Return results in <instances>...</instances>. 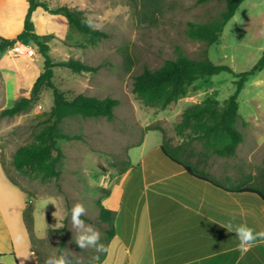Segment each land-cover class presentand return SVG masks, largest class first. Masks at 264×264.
Wrapping results in <instances>:
<instances>
[{
    "label": "rangeland",
    "instance_id": "374dc122",
    "mask_svg": "<svg viewBox=\"0 0 264 264\" xmlns=\"http://www.w3.org/2000/svg\"><path fill=\"white\" fill-rule=\"evenodd\" d=\"M49 2L79 11L88 18L91 27L107 35L100 41H92L76 31L64 15L48 14L50 26L55 27L57 35H51L49 41L51 59L54 62L75 59L97 68L95 72L75 73L57 66L53 69L52 79L55 87L69 99L84 94L111 97L119 104L112 121L104 117H77L64 121V131L79 138L58 141L64 154L59 165L61 176L49 180H42L30 171L18 172L13 157L18 148L31 144L34 134L43 128L45 115L53 104L52 89L42 88L38 100L28 110L14 117L0 116V209L9 218L10 213H18L26 206L25 216H33L36 230L43 232L48 214L55 215L56 209L51 203L70 210L80 202L87 208L82 219L85 223L94 220L93 225L102 233L105 244L101 223L96 222L99 200L108 196L110 188L112 195L105 204L113 207L118 202L120 179L116 182L114 179L121 175L120 169L128 161L134 175L125 198L131 201L150 195V191L144 188L140 162L144 159V165L149 167L165 165L160 145L165 140L172 145L179 136L177 125L183 112L207 98L217 99L222 104L235 91V74L251 70L262 56L264 37L260 33L264 29V0L244 1L224 28L219 43L211 46L191 39L188 23H207L217 18L225 9L224 0ZM35 23L40 33L41 26L46 24L40 18ZM28 43L36 52L33 58L15 54L12 47L6 52L8 56L0 60L4 69V74H0V112L20 98L28 97L39 76L36 70L40 68L39 74L43 71V56L32 41ZM177 47L192 59H200L207 50L214 64L227 65L234 73L222 72L196 80L185 86L177 102L165 110L144 105L132 91L134 77L144 66L158 69L174 59ZM20 57L25 60L18 64L14 59ZM34 75H37L35 80L28 83ZM238 103L239 128L246 136L247 144L241 148L237 161L243 165L242 160L248 159L245 151L250 152L251 160L244 166L255 172L251 175H254L253 183L258 186L264 184L258 171L264 166V138H259L264 137V69L249 77L238 96ZM149 128L156 130L149 131ZM148 156L149 163L145 161ZM51 223L55 226L58 222ZM64 227L65 239L71 238L78 255L68 244L63 253L70 260L77 255L82 264L83 258L89 257L93 249H80L75 243L76 233L70 231V216L64 220ZM61 237L49 234L43 241L47 258L58 255Z\"/></svg>",
    "mask_w": 264,
    "mask_h": 264
},
{
    "label": "crops",
    "instance_id": "0c3cea01",
    "mask_svg": "<svg viewBox=\"0 0 264 264\" xmlns=\"http://www.w3.org/2000/svg\"><path fill=\"white\" fill-rule=\"evenodd\" d=\"M28 6L27 0H0V37L13 39L23 31ZM48 14L41 8L32 14L34 33L38 37L57 36L55 27L50 26ZM37 18L46 24L41 26L40 33L35 23ZM14 60L22 63L25 59L20 57ZM2 67L0 63V70L4 74ZM36 72L39 75L40 68ZM37 75L28 83H32ZM236 128L242 133L243 140L236 154L231 157L214 154L209 143H186L182 136L176 138L172 147L187 149L188 152H181L180 158L208 174L223 187L254 184V175L251 174L255 172L244 166L251 160L250 152L245 151L248 159L242 160L243 165L237 161L241 148L247 144L246 136L239 128V119ZM140 163L144 172V188L150 191V195L131 201L125 198L134 175V169L130 166L114 179V182L120 179L117 188L121 196L118 202L113 207L105 204L106 199L112 195L109 187H106L109 188L108 196L101 199L105 208L116 213L114 236L107 244L110 253L104 257L100 254L101 262L107 259L108 264H264V243L242 255L237 248L239 241L236 233L222 227L229 222L234 225L246 222L257 231L264 229V202L258 195L225 191L175 165L149 167L144 165V159ZM25 210L26 206L18 213H10L7 218L0 209V255H3L0 256V264H21L22 257L29 254L33 257L24 260V264H44L47 255L42 243L49 234L57 237L62 235L60 243L63 246L57 256L64 254L63 248L67 244L76 253L71 238L65 239V227L56 229L51 223L57 221L64 225L68 217L48 214L46 229L38 232L33 224L31 233L26 225ZM93 221L90 219L87 224L93 225ZM96 222L101 223L103 230L106 228L98 214ZM70 231L75 233L72 229ZM77 255L71 264H80ZM95 255L97 253L94 250L90 251L89 257L83 258L82 264H89L90 258Z\"/></svg>",
    "mask_w": 264,
    "mask_h": 264
},
{
    "label": "trees",
    "instance_id": "16d2710c",
    "mask_svg": "<svg viewBox=\"0 0 264 264\" xmlns=\"http://www.w3.org/2000/svg\"><path fill=\"white\" fill-rule=\"evenodd\" d=\"M28 11L24 20L23 31L13 39L0 37V60L7 50L12 48L18 41L29 40L37 46L38 52L43 56V71L33 83L30 95L15 101L11 107L0 112L2 117H14L26 110L36 102L42 88L47 87L53 91V104L43 121V128L34 134L33 142L18 148L13 157V165L20 173L30 171L42 180L57 179L61 176L59 165L64 158L62 150L58 146L59 140H73L79 137L66 133L62 127L66 119L72 118H100L104 117L112 121L115 117V108L118 106L117 99L106 97L98 98L79 94L74 98H66L65 94L58 90L52 79L53 69L57 66L66 67L75 73L95 72L88 64L75 59L54 62L49 56L51 35L38 37L34 33L32 14L41 8L50 14H62L70 25L79 33L92 41H100L107 35L105 32L89 25L88 18L68 6L52 5L49 0H27ZM225 9L215 19L207 23H188V35L193 40L205 42L207 45L219 43L221 35L227 23L235 16L240 5L246 0H224ZM176 57L165 62L158 69L144 66L141 73L134 77L132 91L144 105L158 107L165 110L176 103L185 86L191 85L200 78L218 75L222 72L234 73L227 65L214 64L207 50L200 59H192L186 56L180 47H177ZM264 69V52L258 62L249 71L235 74V91L222 104L217 99L207 98L202 103L187 108L182 119L177 125V133L184 137L186 143L200 141L212 145L213 153L218 156L231 157L236 154L239 144L243 140L242 133L236 128L239 118L238 96L249 77ZM1 74V70H0ZM149 131L156 129H148ZM163 141L160 151L166 164L175 165L180 170H185L190 175L213 184L228 192L254 193L264 202V185L248 184L237 187H223L217 181L212 180L208 174L200 171L180 158L181 152L187 149L179 147L174 149L172 145ZM171 146V147H170ZM166 160V161H165ZM145 161L149 163L150 157ZM131 162L125 163L120 173L126 172ZM167 173L164 174V176ZM260 179L264 180V166L259 170ZM99 220L106 224L103 230L106 245L114 236V220L116 213L105 208L99 200ZM86 220V219H85ZM26 225L31 232L33 229V216H25ZM65 229V228H64ZM62 247L63 244L60 243ZM3 256V255H0ZM104 257V254H103ZM102 258V257H101ZM18 264V263H17Z\"/></svg>",
    "mask_w": 264,
    "mask_h": 264
},
{
    "label": "clouds",
    "instance_id": "9594fccd",
    "mask_svg": "<svg viewBox=\"0 0 264 264\" xmlns=\"http://www.w3.org/2000/svg\"><path fill=\"white\" fill-rule=\"evenodd\" d=\"M260 35L264 37V29L261 30ZM55 206V215H60L63 218L70 216V222L72 229L75 230V243L80 249H93L97 255L93 256L89 260V264H108L107 259L103 262L100 261V254L108 255L110 253V246L102 242V233L92 224H87L82 219L87 214V208L83 203H75L70 210H64L58 207L55 202L51 203ZM62 223L55 225L56 229L62 228ZM229 232L234 231L237 235L239 244L237 246L240 253L246 254L252 247L257 246L260 243H264V229L257 231L250 227L246 222L240 224H233L232 222L222 226ZM33 257L31 254L23 256L21 264H24V260L29 257ZM44 264H71V260L65 254L59 256L50 255L44 262Z\"/></svg>",
    "mask_w": 264,
    "mask_h": 264
},
{
    "label": "built area",
    "instance_id": "2783aa9c",
    "mask_svg": "<svg viewBox=\"0 0 264 264\" xmlns=\"http://www.w3.org/2000/svg\"><path fill=\"white\" fill-rule=\"evenodd\" d=\"M13 52L27 58H33L36 55L34 48L25 41H18L13 45Z\"/></svg>",
    "mask_w": 264,
    "mask_h": 264
}]
</instances>
